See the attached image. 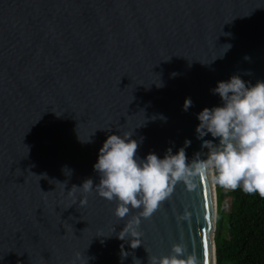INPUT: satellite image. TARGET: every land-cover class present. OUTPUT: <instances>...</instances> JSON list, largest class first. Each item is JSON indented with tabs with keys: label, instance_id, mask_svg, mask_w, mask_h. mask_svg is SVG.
Masks as SVG:
<instances>
[{
	"label": "water",
	"instance_id": "obj_1",
	"mask_svg": "<svg viewBox=\"0 0 264 264\" xmlns=\"http://www.w3.org/2000/svg\"><path fill=\"white\" fill-rule=\"evenodd\" d=\"M233 74L264 80V0H0V264H148L174 244L217 264L208 177L172 185L135 249L118 233L139 209L120 219L115 200L67 191L99 183L110 134L132 135L141 158L186 139L189 159L207 152L196 116Z\"/></svg>",
	"mask_w": 264,
	"mask_h": 264
},
{
	"label": "clouds",
	"instance_id": "obj_2",
	"mask_svg": "<svg viewBox=\"0 0 264 264\" xmlns=\"http://www.w3.org/2000/svg\"><path fill=\"white\" fill-rule=\"evenodd\" d=\"M223 48L225 53L231 44ZM161 86L160 82L158 87ZM211 92L219 96L221 103L203 108L196 116L199 123L195 128L197 139L202 141L201 148L207 152H197L189 159L186 148L191 141L186 139L175 153L168 148L162 158L155 152L141 158L137 155L138 141L132 135L110 134L93 165L99 183L94 184L89 178L79 186L73 185L67 193L73 195L79 189L88 194L94 190L102 198L115 200L114 214L120 219L130 209H139L138 215L128 220L118 233V238L127 240L132 249L142 243L138 231L140 218H150L177 182L193 186L197 178L208 177L225 189L241 188L245 193L264 197V80L253 84L233 74L227 80L217 81ZM192 103L190 97L186 98L183 110L187 111ZM209 134L213 139H204ZM66 170L69 171L65 167L64 173ZM86 200L85 195L80 202ZM121 249V255L125 256L123 245ZM148 264H199V260L194 254H185L182 245L174 244L170 254L151 256Z\"/></svg>",
	"mask_w": 264,
	"mask_h": 264
},
{
	"label": "trees",
	"instance_id": "obj_3",
	"mask_svg": "<svg viewBox=\"0 0 264 264\" xmlns=\"http://www.w3.org/2000/svg\"><path fill=\"white\" fill-rule=\"evenodd\" d=\"M216 186L219 209L225 188ZM229 196L232 204L226 237L220 234L217 218V264H264V197L241 188L230 189Z\"/></svg>",
	"mask_w": 264,
	"mask_h": 264
},
{
	"label": "rangeland",
	"instance_id": "obj_4",
	"mask_svg": "<svg viewBox=\"0 0 264 264\" xmlns=\"http://www.w3.org/2000/svg\"><path fill=\"white\" fill-rule=\"evenodd\" d=\"M229 192L230 189H224L225 195L221 198L220 208L218 209L219 227H220V234L222 235V237H226L228 216L232 204V198L231 196H229Z\"/></svg>",
	"mask_w": 264,
	"mask_h": 264
}]
</instances>
